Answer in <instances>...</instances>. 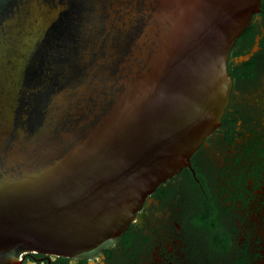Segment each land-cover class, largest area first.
<instances>
[{
    "label": "water",
    "instance_id": "1",
    "mask_svg": "<svg viewBox=\"0 0 264 264\" xmlns=\"http://www.w3.org/2000/svg\"><path fill=\"white\" fill-rule=\"evenodd\" d=\"M260 6L0 0V264L113 246L220 126Z\"/></svg>",
    "mask_w": 264,
    "mask_h": 264
},
{
    "label": "flooded vegetation",
    "instance_id": "2",
    "mask_svg": "<svg viewBox=\"0 0 264 264\" xmlns=\"http://www.w3.org/2000/svg\"><path fill=\"white\" fill-rule=\"evenodd\" d=\"M264 0H261L260 11L252 16L249 24L250 36L243 42H236L231 49L232 61H236L239 55L252 51L249 58L259 57L256 71L249 79H244L240 74L233 76V85L230 103L225 113L231 112L236 97V89L241 94L254 87L260 73L264 68ZM245 31V30H244ZM244 33V32H243ZM243 50V52H242ZM242 53H241V52ZM248 58V59H249ZM230 59V58H229ZM234 129L226 132L227 128L222 121L218 128L208 136L199 147L198 161L203 171L204 179L202 189H208L209 195L201 196L197 205L183 192L189 184V176L180 171L178 174L160 184L150 195L142 209L137 214V220L132 222L129 241L119 237L117 242L110 248L104 250L99 256L92 259H76L65 256L40 253L36 251H25L21 254V264H139L145 260L150 250L157 245L159 232H163L170 241H177L181 249V257L173 254L169 261L178 264L180 258L185 264H232L237 257L247 258L250 264L249 241L244 239L241 244L237 238L241 234L239 225L244 223L247 197L243 193V173L235 169L240 161L239 154L235 153V139L240 136V124L245 126L249 122L246 108H239ZM225 115V114H224ZM223 118V117H222ZM248 120V121H246ZM229 136V137H228ZM210 140L208 148L205 146ZM198 148V149H199ZM248 155L258 152L256 149L247 150ZM218 151L235 150L233 154L223 156V165L215 164L209 156V150ZM254 154V153H253ZM253 156V155H252ZM256 167V166H255ZM255 167H251L254 171ZM195 174V172H192ZM241 176L239 180L238 177ZM199 182V181H198ZM213 200L216 207L217 219L220 222L224 239L228 244L226 251L220 252L211 244L212 235L204 225H196L195 215L202 214L205 206L202 199ZM239 202V204H237Z\"/></svg>",
    "mask_w": 264,
    "mask_h": 264
},
{
    "label": "rangeland",
    "instance_id": "3",
    "mask_svg": "<svg viewBox=\"0 0 264 264\" xmlns=\"http://www.w3.org/2000/svg\"><path fill=\"white\" fill-rule=\"evenodd\" d=\"M236 90L234 106L245 107L249 115V122L245 126L240 124L238 128L241 133L235 139L236 149L239 148L235 153L239 154L240 158L235 169L243 173V193L247 197L246 211L242 210L245 221L243 225H239L241 237L237 238V241L241 244L244 239H248L250 264H264V68L254 87L241 94ZM254 142L263 152L254 148L258 152L248 155L250 153H247L245 148ZM209 143L210 140L205 144L207 148ZM234 151L210 149L209 156L215 164L221 166L224 164L223 156L233 154ZM251 167H255L254 171ZM158 234L157 245L152 248L151 256L139 264H176L169 261L172 253L181 257L179 243L170 241L163 232ZM182 260L180 258L178 264H185Z\"/></svg>",
    "mask_w": 264,
    "mask_h": 264
},
{
    "label": "trees",
    "instance_id": "4",
    "mask_svg": "<svg viewBox=\"0 0 264 264\" xmlns=\"http://www.w3.org/2000/svg\"><path fill=\"white\" fill-rule=\"evenodd\" d=\"M264 8V5H263ZM249 27H247L244 31V33L239 36L236 42H243L245 41V38L247 36H250L249 32ZM236 44V43H235ZM241 52V51H240ZM243 52V50H242ZM241 52V53H242ZM259 64V57L258 56H253L245 61L239 62V63H234L232 61V55H230V59L228 61V70L231 74V76H237L240 74L242 78L244 79H249L251 76L254 74L256 71V66ZM239 109L238 107H233L231 112L225 113V115L222 118V124L225 125L227 128L226 132L233 130L234 129V124L236 122V117L238 116ZM229 135V132L227 133ZM229 137V136H228ZM254 148H257V143H252L247 150H252ZM260 149V148H257ZM259 151H262L260 149ZM200 154V148L192 155L191 157V168H184L182 171L186 174L188 173L189 176V184L186 188L183 189V192L186 194L188 197V200L191 199V203L195 201V205H197L200 202V192L203 191L204 195H209L208 189H202V182L204 179V174L202 169L200 168V163L198 161V155ZM181 171V172H182ZM195 172L193 174L192 172ZM238 179H241V176L238 177ZM199 181V182H198ZM202 202L205 206V211L201 214L195 215V223L196 225H204L206 230L212 235V240L211 244L213 247H216L220 252L226 251L228 248V244L223 238V229L220 224V222L217 219V214H216V207L215 204H213V200L211 198L209 199H202ZM131 235L130 228H128L122 235L121 238H124L125 241H129V236ZM232 264H248L247 258L245 257H237L236 260Z\"/></svg>",
    "mask_w": 264,
    "mask_h": 264
}]
</instances>
